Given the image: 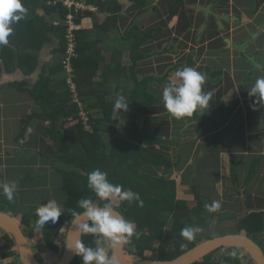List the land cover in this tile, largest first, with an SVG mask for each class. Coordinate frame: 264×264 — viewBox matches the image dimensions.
Wrapping results in <instances>:
<instances>
[{
  "label": "crops",
  "instance_id": "obj_1",
  "mask_svg": "<svg viewBox=\"0 0 264 264\" xmlns=\"http://www.w3.org/2000/svg\"><path fill=\"white\" fill-rule=\"evenodd\" d=\"M41 1L22 0L27 14L13 25L14 31L9 36L22 42L20 46L24 54L31 49L23 43L30 42L24 31L20 32L21 26L25 25L23 21L31 20L32 26L40 28V31L45 23L54 26L59 24L57 17L53 18L43 10ZM90 1L97 3L109 0ZM115 1L122 11V17L116 24L108 22L107 12L96 10L77 25V29L83 32L81 44L86 50L83 55L99 63L91 83L82 88L83 106L88 109L84 111L86 116L92 122L101 120V109L91 107L96 105L98 99L102 103L113 102L112 94L119 87L125 92L134 88L129 67V44L125 40L133 23L138 21L142 31L157 29L153 38L139 47L145 58L137 62L133 73V76L142 78L161 77L169 72L161 83L152 82L149 85L156 103L145 106L138 101L137 104L141 118H158L148 123L151 133L146 143L159 150L160 156L169 162H175L178 155L182 156L179 164L165 174V177L176 183L177 197L192 204V183L195 182L200 194L209 202L208 205L213 200L221 201L217 217L222 215L227 218L219 223L225 224L226 230H234L227 234H234L237 217L264 209V127L253 132L264 122V108L258 107L257 111H253L250 105L254 98L247 94V89L256 78L264 75V29L246 49V53L254 56L261 66L255 69L242 53L226 47L220 38L222 35L215 37V21L210 18L206 22L198 7L215 6L218 1L224 5L216 6L215 9L240 17L241 20L235 24L227 23L228 31L223 33V36L228 34L231 43L236 44L246 40L249 31L258 29V16H249L248 0H182L188 20L184 32V12L181 7L174 6V0H144V7H135L129 12L126 10L134 4L132 0ZM32 3L37 5L34 14L29 7ZM42 39L41 36V42ZM48 39L38 51L37 64L30 74L20 69L17 60L11 59L9 52L5 53L6 61L2 59L0 51V183L10 180L18 182V191L12 201L18 206L15 213L25 211L19 208L18 203L24 192L27 196L39 195L31 202L46 203L48 189L55 175H59L56 168L60 169V163L51 159L55 153L54 144L43 128L49 121L41 115H33L39 109L30 93L42 75L52 73L50 77L56 84L65 80L66 73L59 68L62 61V55L57 51L59 40L51 34H48ZM192 52L194 68L207 77L204 91L214 90L208 115L199 129L197 119L185 117L177 120L171 115L166 116L168 112L162 102L163 87L171 81L177 69L183 68L181 65ZM54 89L59 96L66 87L60 84L55 85ZM94 92H98V98ZM123 122L118 119L119 126H116L120 136L125 135L124 125L121 127ZM139 124L142 129V119ZM102 136L106 139L110 134L102 132ZM255 164L252 177L249 178L250 168ZM155 171L158 175L162 174V168ZM20 172L40 173L47 181L44 183L48 185L46 190L39 193L29 181L28 174L25 173L27 176L24 177ZM23 180L28 182L22 185L20 182ZM0 196L6 199L2 192ZM257 239L264 251V229ZM13 251L17 252L15 247ZM16 258L18 254L11 259Z\"/></svg>",
  "mask_w": 264,
  "mask_h": 264
},
{
  "label": "trees",
  "instance_id": "obj_2",
  "mask_svg": "<svg viewBox=\"0 0 264 264\" xmlns=\"http://www.w3.org/2000/svg\"><path fill=\"white\" fill-rule=\"evenodd\" d=\"M50 1L52 0H42L40 6L53 18L57 17L59 22L57 26L45 23L42 31H40V28L37 29L32 26L31 20L23 21L25 25L21 26L20 32L24 31V34L30 39V42H23L31 49L29 53L24 54L20 46L22 42H17L11 37L8 38L9 42L7 45L0 46L2 59L5 60V53L9 52L11 59H16L20 69L26 74H30L34 70L37 64L38 51L42 44L49 40L48 34L59 40L57 51L61 53L63 59L66 49L65 35L67 26L65 17L67 11L60 4L50 5ZM84 1L95 6L97 10L107 12L109 15L107 16L108 22L112 21L116 24L117 20L122 17L121 6L115 0H109L108 2L99 1L97 3H93L90 0ZM132 2L134 4L126 12L134 10L135 7H144V0H132ZM174 5L185 6L182 0H174ZM36 6L34 3L29 5L32 13L35 11ZM92 14L93 12H78L74 17V22L78 25L83 18ZM187 26L188 22L186 21L185 28ZM156 31L157 29L155 28L142 31L138 21L134 22L129 28L125 40L129 44V67L134 81V88L130 92H125L119 87L112 94L114 97L113 102L102 103L98 99L96 105L91 106L101 109L103 117L98 121H90L92 132L84 130L78 116L79 106L72 101L65 80L56 84L50 77L52 73H49L48 75L40 76L39 80L32 86L30 93L38 103L39 109L33 115H41L44 120L49 121V124L43 128L47 133L48 139L52 141L55 147V153L51 159L69 167L64 170L56 169V172L62 174L65 182L62 187L66 194V199L62 204L64 208L63 215L60 216L56 224L49 222L45 225V228H37L36 221L38 217L36 208L38 206L35 205L31 209L28 208L29 211L22 213V218L19 221L23 232L28 229V239H31L33 231L38 229L41 232V240L46 249L56 251L58 249L56 238L60 236L64 226L72 222L71 210L82 211L77 206V201L80 198H91L98 206H103L104 203L108 202L97 198L87 186L88 174L97 168L108 174V179L111 183L122 185L124 190L130 189L139 193L140 200L143 202L141 204L135 200L131 203L119 201L117 205L111 202L115 210L120 212L125 219L132 221L136 226L138 237L134 236L130 244L124 245V250L128 255L141 260H171L190 250L197 243L213 238L206 237V239H203L201 238L202 236L197 234L194 240L187 241L181 237V229L186 226H198L202 231H204V228H210L213 225L214 218L217 217V212H208L206 205L209 202L200 194L199 187L195 182L192 183V193L196 206L191 207L187 202L177 197L176 183L174 180L165 177V174L169 169L175 168L179 164L182 156L178 155L175 162H169L160 156L159 150L148 146L146 142L151 133L148 123L156 121L158 118L150 116L141 118L138 114V101L145 106L156 103L154 95L149 91V85L152 82L161 83L169 73L161 77L144 76L137 78L133 76L137 62L145 58L139 51V47L142 43L152 39ZM74 34L77 52V58L72 63L74 82L78 99L83 106L82 88L85 84L91 83L98 70L99 63L98 61H91L87 56L83 55L84 51H86L81 44L83 42V32L77 29ZM41 36L43 38L42 42L40 40ZM193 56L194 52L188 54L186 62L181 67H194ZM59 68L63 69L61 62L59 63ZM60 84L63 86L65 84L66 90L58 96L54 87ZM94 93L96 98H98V92ZM118 94L126 96L129 100V109L122 114L124 136L118 135L120 132L119 129H116L118 119L113 120L114 117L112 115L115 98ZM82 108L84 111L88 110L84 106ZM208 111L209 108L207 111L206 109L204 110L206 113L197 111L192 117H189L198 120L197 129L204 123ZM167 115L171 114L167 113ZM140 119L143 122L142 129L139 124ZM102 132L110 134V137L106 138L108 141L102 136ZM255 166L256 164L250 168L249 178L252 177ZM158 168H162V174L160 175L155 171ZM218 217L219 222L225 221L227 218V216L224 217L222 215ZM235 221L237 226L234 234H244L258 243V234L264 229V209L246 212L244 215L237 217ZM0 231L1 243L8 244L6 235L11 238V242L13 241L9 234L2 230ZM222 235L225 234L217 236ZM82 240L86 245L95 247L92 234H83ZM231 252H236L237 255L231 256ZM216 253L219 254L218 258L213 257ZM16 254L17 252H14L13 248H11L2 257L11 259ZM34 254L40 263H44L36 252ZM246 262L254 264L245 251L222 248L195 264H245ZM8 264H21V262L17 260ZM71 264H82V260L76 256Z\"/></svg>",
  "mask_w": 264,
  "mask_h": 264
},
{
  "label": "clouds",
  "instance_id": "obj_3",
  "mask_svg": "<svg viewBox=\"0 0 264 264\" xmlns=\"http://www.w3.org/2000/svg\"><path fill=\"white\" fill-rule=\"evenodd\" d=\"M27 9L22 5V0H0V46L7 45L9 36L12 35L17 22L24 19ZM207 77L194 67L185 66L177 69L162 90V102L169 114L175 119L192 117L197 111L209 108L214 90L204 91ZM249 97L254 98L250 105L253 111L264 108V75L258 76L254 84L247 89ZM129 109V100L126 96L118 94L115 98L112 115L113 120L120 119L122 114ZM206 113V112H204ZM261 123V121H260ZM261 125H264L261 123ZM87 186L97 198L108 201L103 206H98L91 198H80L77 206L82 211L72 209V223L77 233L92 234L95 247L86 245L83 240L75 239L71 246L66 247L74 255L82 260V264H116L114 257L108 254V248H115L121 244H130L134 236L138 237L135 224L117 213L111 203L114 199L121 202L140 200L139 193L130 189L124 190L122 185H116L109 181L108 174L99 168L92 170L87 177ZM18 191V182L10 180L0 183V192L8 201H13ZM220 200H213L206 205L208 212L220 210ZM64 208L55 198L47 200L36 208L37 228H45L49 222L56 224ZM202 229L198 226H186L181 229L180 235L187 241L196 238ZM105 242L108 246H105ZM236 256V252H231Z\"/></svg>",
  "mask_w": 264,
  "mask_h": 264
},
{
  "label": "water",
  "instance_id": "obj_4",
  "mask_svg": "<svg viewBox=\"0 0 264 264\" xmlns=\"http://www.w3.org/2000/svg\"><path fill=\"white\" fill-rule=\"evenodd\" d=\"M252 1L254 2V4H256V0ZM211 8L212 5L198 7L200 11L206 14L207 18L209 15H212L216 19L221 18L222 21L228 22L230 20H237V18L231 19L228 16H219L218 14L213 12ZM219 25L222 29L221 22H219ZM263 28L264 24L260 25L258 30H256L255 32H250L249 38H247L240 44H231L229 39H225L227 47H231L232 49L242 53L246 60L249 61L255 69H260L261 66L257 64L254 56H250L246 53V49L252 41L257 39V37L261 34ZM262 124H264V122ZM116 126L118 127L119 124H117ZM263 127L264 125H260L253 132H258L262 130ZM115 211L121 214L117 210ZM68 226L69 227L63 253L59 260L54 264H71L76 258V255H74L73 252L68 250L66 247L71 246L75 239L82 240V235L76 232L75 225L72 222ZM0 230L4 231L12 237L21 264H44L40 263L37 260L31 247L30 239L27 238V236L23 232L20 222L14 216L9 213L0 211ZM124 245L125 244H121L115 248H112L111 257L115 258L116 264H195L196 262L203 260L206 256L222 248L243 250L252 259L254 264H264V251L258 245V243L244 234H226L203 240L197 243L190 250L171 260H141L128 255L124 250Z\"/></svg>",
  "mask_w": 264,
  "mask_h": 264
},
{
  "label": "rangeland",
  "instance_id": "obj_5",
  "mask_svg": "<svg viewBox=\"0 0 264 264\" xmlns=\"http://www.w3.org/2000/svg\"><path fill=\"white\" fill-rule=\"evenodd\" d=\"M123 127L124 123L121 124ZM68 165L62 164L60 163V169H68ZM57 169V168H56ZM27 173V172H25ZM20 172L19 174H21L22 176L26 177L27 175ZM59 175H55L54 180L52 181V185L51 187L48 189L49 191V196H48V200L51 198H55L59 203L63 204V202L66 199V194L64 192V189H62L64 182V179L62 177V174L57 172ZM28 177L29 181L32 183V186L35 187L39 193L42 190H46L48 185H44V183H46L47 181L45 180V178L40 174V173H35V172H28ZM28 181L27 180H23L22 182H20V184L25 185ZM38 196H34V195H29L27 196L24 192L23 195L20 196L19 198V208L21 209H25V211H29L28 208L31 209L32 206H39L42 203H37V202H31V200H36ZM23 198V200H22ZM28 200V201H25ZM119 199H114L111 202L114 205H117V203L119 202ZM9 203V204H8ZM191 207L196 206V202H192V204H189ZM17 205L12 203V201H8L4 198H2L0 196V210L5 211L6 213L11 214L12 216H14L18 221H20V219L22 218V213H26L24 210L23 212H17L15 213V209H17ZM19 210V209H18ZM68 225H65L64 228L61 230L60 236H58L56 238V244L58 246V249L56 251H50L48 249H46V247L44 246L43 241L41 240V233L40 230L35 229L33 231V236L30 239V244L34 247H32V249L34 248L35 252L39 255V257L41 258V260L44 262V264H53L56 261L59 260V258L61 257L63 250H64V245H65V241H66V236H67V232H68ZM25 235L27 236L28 233V229L24 230ZM234 230H226V225L223 223H219L218 217L214 218L213 220V225L210 228H204V231H201L198 235L202 236L201 238H205L206 237H216L217 235L220 234H227V233H233ZM1 232V231H0ZM28 237V236H27ZM7 238V243L4 242H0V264H8L11 261H19L18 258H16V260L14 259H4L2 257L3 254L7 253V251L11 248H14V241L11 242V238L9 236L6 235ZM6 244V245H5ZM105 246H108V243L105 242ZM108 254L111 257L112 255V248H108ZM152 255V254H150ZM214 258H218L219 254L216 253L213 256ZM245 264H250V263H245Z\"/></svg>",
  "mask_w": 264,
  "mask_h": 264
},
{
  "label": "built area",
  "instance_id": "obj_6",
  "mask_svg": "<svg viewBox=\"0 0 264 264\" xmlns=\"http://www.w3.org/2000/svg\"><path fill=\"white\" fill-rule=\"evenodd\" d=\"M50 5L55 6L60 4L63 8L66 9L67 14L65 17V24L67 26L66 31V49L61 61L63 71L66 73L65 83L70 91L72 101L79 106V119L83 125V128L87 132H92L90 125V120L86 116L83 106L78 99L76 92V85L74 82V73H73V61L77 58L76 52V42L74 31L77 30V24L74 22V17L78 12H95L97 9L91 4L85 3L84 0H52L49 2Z\"/></svg>",
  "mask_w": 264,
  "mask_h": 264
},
{
  "label": "flooded vegetation",
  "instance_id": "obj_7",
  "mask_svg": "<svg viewBox=\"0 0 264 264\" xmlns=\"http://www.w3.org/2000/svg\"><path fill=\"white\" fill-rule=\"evenodd\" d=\"M248 3H249V16L250 17H256V16H258V18H259V21H258V28H259V26L260 25H262V24H264V0H256V4H254V2L252 1V0H248ZM220 5H224L223 3H221V2H218V1H216V4H215V6L214 5H212V11L213 12H215L216 14H218L219 16H228L229 18H237V20H235V21H232V20H230V21H222L221 20V18H219V19H216L214 16H212V15H209L208 16V18L206 17V14L203 12V14H204V16H205V20H206V22H208L209 20H210V18H213V20L215 21V23H216V33H215V37H219L220 35H222L220 38L222 39V41H224L225 42V39H229L230 40V42H231V39H230V37H229V35L227 34V35H225V36H223V33H225L226 31H228V26L226 25L227 23H229V24H235V23H237V22H239V20H241V18L240 17H238V16H232V15H229L228 13H225V12H221V11H219V10H217V9H215V7L217 6H220ZM175 7L177 6V7H181L182 8V11L184 12V14H183V19H184V32L186 31V28H185V22L186 21H188L187 20V17H186V13H185V11L183 10V7H182V5H174ZM243 19V18H242ZM219 22H221V26H222V29H221V27H220V25H219ZM226 25V26H225ZM264 29V28H263ZM262 29V30H263ZM256 30H258V29H256ZM255 30V31H256ZM255 31H253V30H251V31H249L248 33L250 34V32H255ZM261 33H262V31H261ZM248 34V35H249ZM219 38V39H220ZM247 38H249V36L247 37ZM246 38V39H247ZM245 41V40H244ZM243 42V41H242ZM241 42V43H242ZM231 44H236V43H231ZM240 44V43H239ZM225 45H226V47H227V44H226V42H225ZM231 48V47H230Z\"/></svg>",
  "mask_w": 264,
  "mask_h": 264
}]
</instances>
